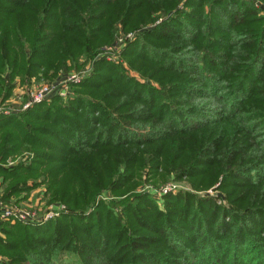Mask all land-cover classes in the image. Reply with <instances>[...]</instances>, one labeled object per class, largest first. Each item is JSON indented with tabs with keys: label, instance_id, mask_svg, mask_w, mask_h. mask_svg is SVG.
I'll use <instances>...</instances> for the list:
<instances>
[{
	"label": "trees",
	"instance_id": "trees-1",
	"mask_svg": "<svg viewBox=\"0 0 264 264\" xmlns=\"http://www.w3.org/2000/svg\"><path fill=\"white\" fill-rule=\"evenodd\" d=\"M263 13L264 0H0L1 102L14 78L91 59L65 103L0 115V203L41 187L68 209L0 226V264H264ZM145 167L216 185L226 205L179 191L160 210L128 194ZM103 191L127 195L96 203Z\"/></svg>",
	"mask_w": 264,
	"mask_h": 264
},
{
	"label": "rangeland",
	"instance_id": "rangeland-1",
	"mask_svg": "<svg viewBox=\"0 0 264 264\" xmlns=\"http://www.w3.org/2000/svg\"><path fill=\"white\" fill-rule=\"evenodd\" d=\"M263 15H264V13H263ZM136 32H138V30L129 31L127 33H131L132 37H134ZM104 46H107V45H104ZM104 46L99 48L98 51H100L102 48H104ZM90 61H91L90 58H88L87 60H85L83 58H78L77 63H76L78 65L77 71L69 70V71H67L68 73H66V74H63V72H61V71H56V72L50 71V72H47L45 75L44 74H42V75L38 74L37 77L30 78V80L27 83L21 82V80L19 78H14V80H13L14 88L11 91L10 96L5 101H2V102L0 101L1 109H2V106H4L5 108H12L13 110L7 114H4L1 110L0 115L17 114L21 111L26 110V109L22 110V109H20V107H21V104L26 99L25 94H27L32 89L42 88V87L47 86L49 84L58 83L60 81V79H62L65 75L71 74V73H76V72H79L83 69H88L86 74H85V75H87L89 70H90ZM120 62L122 63L121 65L123 67H125L124 63L121 60H120ZM127 74L134 77L135 79H139L138 76L130 70L127 71ZM68 94H69V92H68ZM68 94L63 96V97H60L62 99L61 100L62 103H65L64 99L68 96ZM56 96L57 95L51 96L48 99L41 101L39 103L46 102L45 104H48L49 103L48 100L50 98L56 97ZM23 159H24V154L21 153L19 155H16L15 157L8 159L6 161V164H4V167H11L15 163L22 162ZM215 187H216V185L213 186L212 188H209V189H206V190H203L200 192H196L190 187L187 180H184V179L177 180L173 175L172 176H169V175L164 176L161 173L160 169H158L154 172V171L150 170L148 167H145L141 172H139L137 184L131 190H129L128 194L146 193L153 200V202L155 203L157 208L160 210L163 209L164 196L169 194V193L174 194V193H177L179 191L191 192V193L196 194V195L207 194L213 198L215 197L214 201L216 204L225 206L226 204H225V201L223 199V196L217 191H212V189ZM163 189H165V192H162ZM0 193H1V189H0ZM126 195H124V196H126ZM124 196H122V197L116 196V198H113V196H111V194L109 192L106 193L105 191H103V192H100V194L96 197L95 202L96 201H104L105 202L108 199L120 201ZM10 201H11V204H1V205L6 207V208L25 209L26 211L34 212L35 215H37V216L42 215L43 213H45L46 211L49 210V206L55 205V204L60 205L62 207V212L58 216H60L62 213L67 214V212H68L67 207L63 203L56 202V201H48L46 196L43 194V188H41V187H38L34 190H31L28 193L23 192L18 197H12V199ZM57 217H54V218H57ZM54 218H52V219H54ZM6 222L8 223V222H17V221H9V220H1L0 219V226H3V224H5ZM17 223H19V222H17ZM43 223H45V222H43ZM43 223L29 224V225H41ZM20 224L23 225V223H20ZM0 238H2V239L4 238V235L2 233H0Z\"/></svg>",
	"mask_w": 264,
	"mask_h": 264
},
{
	"label": "built area",
	"instance_id": "built-area-1",
	"mask_svg": "<svg viewBox=\"0 0 264 264\" xmlns=\"http://www.w3.org/2000/svg\"><path fill=\"white\" fill-rule=\"evenodd\" d=\"M257 5V3H256ZM258 6V5H257ZM132 38L131 33H127L123 36H119L116 41L108 47H104L101 49L99 53H97L96 58L105 56L106 59L113 57L115 51H117L123 44L124 41L130 40ZM88 69H83L76 73H71L65 75L58 83L49 84L42 88L32 89L27 94H25V101L21 104L20 109L24 110L32 106L33 104H37L41 101L48 99L51 96L57 95L59 97H63L68 94V88L72 84H76L80 82L86 75ZM4 114L12 111V108L0 107V111ZM162 192H165L163 189ZM0 203V219L1 220H9V221H17L23 224H40L51 220L54 217H57L62 212V207L60 205H51L49 206V210L43 213L42 215H35L34 212L26 211L25 209H17V208H6Z\"/></svg>",
	"mask_w": 264,
	"mask_h": 264
},
{
	"label": "water",
	"instance_id": "water-1",
	"mask_svg": "<svg viewBox=\"0 0 264 264\" xmlns=\"http://www.w3.org/2000/svg\"><path fill=\"white\" fill-rule=\"evenodd\" d=\"M220 196V195H219Z\"/></svg>",
	"mask_w": 264,
	"mask_h": 264
}]
</instances>
